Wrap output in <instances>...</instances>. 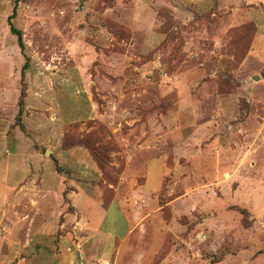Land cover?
<instances>
[{"label":"rangeland","instance_id":"obj_1","mask_svg":"<svg viewBox=\"0 0 264 264\" xmlns=\"http://www.w3.org/2000/svg\"><path fill=\"white\" fill-rule=\"evenodd\" d=\"M263 59L264 0H0V264H264ZM85 178L134 228L30 233Z\"/></svg>","mask_w":264,"mask_h":264},{"label":"crops","instance_id":"obj_2","mask_svg":"<svg viewBox=\"0 0 264 264\" xmlns=\"http://www.w3.org/2000/svg\"><path fill=\"white\" fill-rule=\"evenodd\" d=\"M259 35V33H258ZM257 36V35H256ZM253 54L255 57H259V54L257 55L255 53L254 48L250 50V55ZM264 64V59L263 62ZM85 150V149H84ZM81 151L79 147H71V148H66V149H58L57 157L62 165L64 167L65 171L69 170L73 174L75 173V170L78 169L74 167V165H79L83 164L82 163V158H81ZM87 159V158H86ZM72 162V164L69 163V161ZM88 170L90 173L91 171L93 172L95 169L93 168L94 164H88ZM92 168V169H91ZM91 170V171H90ZM78 171H80L78 169ZM89 176V175H88ZM77 179V178H76ZM90 179L85 178L81 182V180H75V179H70V182H68L69 185L75 184V187L72 188V191H70L67 195L68 200V206H71L73 209L72 210H67L63 213L62 216L58 215V217L50 218L48 216H44L42 220L37 221L35 215L29 216V222L26 220L25 222L31 223V230L30 233H33L36 231L37 233H42V234H50L54 233L56 231L64 230V233H62V238L70 239L72 242L76 241V239H80L82 242H84L86 239L89 238L91 234L97 233L98 230H102L106 233L109 234H114L117 236H124L128 232L131 231L132 228L135 226V220H133L134 214L133 211L129 210L127 207H125L126 202L124 203L120 197H115L114 200L108 204L106 207H102V218L101 222L99 224V227L94 225V222L92 221V218L96 217V210L97 208L94 209V212L90 214L87 217L84 216V213L81 209L80 206V199L84 196L87 198H93L96 195H94V192H91L90 188V183L88 182ZM94 191V188H93ZM18 191H16L17 194ZM39 214V211L37 212ZM53 219V220H51ZM53 222V223H51ZM51 225V226H50ZM37 227V228H35ZM108 227V228H106ZM88 235V236H86ZM68 241V240H67ZM78 241V240H77ZM80 241V242H81ZM29 245V243H28ZM71 244L67 246L68 249H71ZM56 246L55 252H48L50 248L42 247L41 254L43 255V258L46 260V264H58L64 262V259H69L70 262L73 261V256H71L73 253L68 251V253H61V249L63 247ZM73 247V246H72ZM62 254L68 255L66 258ZM38 255V253H36ZM65 255V256H66ZM240 254H235V253H229L227 254L223 259L218 260V261H210L205 264H228L230 258L233 260V258L238 259ZM264 255L263 253H260L252 258H247V259H254L259 256ZM56 256V257H55ZM28 261L27 257H22L18 259V261L15 264H22L23 262ZM202 264V263H201Z\"/></svg>","mask_w":264,"mask_h":264},{"label":"trees","instance_id":"obj_3","mask_svg":"<svg viewBox=\"0 0 264 264\" xmlns=\"http://www.w3.org/2000/svg\"><path fill=\"white\" fill-rule=\"evenodd\" d=\"M15 14L13 13L12 15H10V17H9V23H10V29H11V31L13 32V33H15L16 35H17V37H18V42H19V45H20V47H21V49H24V41H23V33H22V31L19 29V28H17V27H15L13 24H12V22H11V18L14 16ZM27 65H28V58H26V62H25V64H24V66H23V69H25L26 67H27ZM22 96L20 97V99H19V112H18V114L19 115H21V113L23 112V107H24V99H23V91H22Z\"/></svg>","mask_w":264,"mask_h":264}]
</instances>
